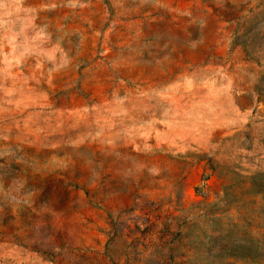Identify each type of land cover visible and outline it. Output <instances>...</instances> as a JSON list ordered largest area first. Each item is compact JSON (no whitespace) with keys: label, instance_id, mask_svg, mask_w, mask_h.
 Segmentation results:
<instances>
[{"label":"rangeland","instance_id":"obj_1","mask_svg":"<svg viewBox=\"0 0 264 264\" xmlns=\"http://www.w3.org/2000/svg\"><path fill=\"white\" fill-rule=\"evenodd\" d=\"M0 264H264V0H0Z\"/></svg>","mask_w":264,"mask_h":264}]
</instances>
